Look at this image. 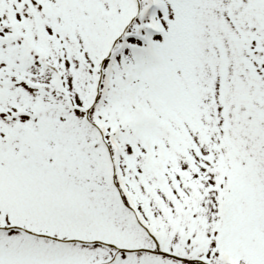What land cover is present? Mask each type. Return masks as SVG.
Wrapping results in <instances>:
<instances>
[{
	"label": "snow or ice",
	"instance_id": "1",
	"mask_svg": "<svg viewBox=\"0 0 264 264\" xmlns=\"http://www.w3.org/2000/svg\"><path fill=\"white\" fill-rule=\"evenodd\" d=\"M0 264H264V0H0Z\"/></svg>",
	"mask_w": 264,
	"mask_h": 264
}]
</instances>
